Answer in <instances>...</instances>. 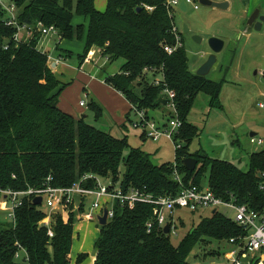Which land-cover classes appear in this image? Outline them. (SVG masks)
Listing matches in <instances>:
<instances>
[{
	"label": "trees",
	"instance_id": "16d2710c",
	"mask_svg": "<svg viewBox=\"0 0 264 264\" xmlns=\"http://www.w3.org/2000/svg\"><path fill=\"white\" fill-rule=\"evenodd\" d=\"M14 1L20 24L53 26L61 41L81 39L83 26L74 25L73 20L88 19L85 54L77 57L79 63L93 48L101 50L108 63L121 60L119 71L105 83L129 104L155 111L166 104L164 87L174 92L182 122L175 163L185 186L203 185L207 173V185L216 197L227 201L232 196L251 209L264 208V193L258 189L264 150L247 157V170L198 151L189 152L192 141L199 137L197 127L188 121L194 102L203 95L210 110L221 109L222 83L191 72L184 45L171 55L164 51L165 46L175 44L171 28L176 12L171 17L167 14L166 0H106L103 12L96 10L94 0ZM2 17L0 14V188H40L47 178L51 186L67 188L93 175L155 197L174 196L179 185L172 177L173 163L154 165L144 151L129 147L126 136L116 138L87 124L84 116L75 118L60 110L59 95L66 84L56 77L47 55L36 49L39 34L33 29L28 42L16 45L12 40L15 30L6 27ZM179 35L182 39L183 33ZM88 110L95 120L102 116L100 105L94 101ZM233 146L239 147L237 143ZM186 158L197 160L194 171L184 168ZM85 185L94 184L87 181ZM46 216L47 211L27 197L15 211L14 227L0 220V264H24L14 259L16 244L27 252L29 264L71 263L74 214L69 211L53 216L52 237L40 225ZM151 217L150 205L126 208L114 203L112 217L99 226L93 264H192L188 257L204 238L226 242L243 233L242 227L211 211L199 216L196 224L192 222L179 243L173 245L170 234L156 227L146 233L145 224ZM184 226L178 219L177 227ZM85 257L77 255L76 263Z\"/></svg>",
	"mask_w": 264,
	"mask_h": 264
},
{
	"label": "built area",
	"instance_id": "2783aa9c",
	"mask_svg": "<svg viewBox=\"0 0 264 264\" xmlns=\"http://www.w3.org/2000/svg\"><path fill=\"white\" fill-rule=\"evenodd\" d=\"M181 2L187 8L189 6L194 10L199 8L197 0H166L165 10L170 17L176 12L175 10H179ZM147 10L150 11L151 8L148 7ZM0 14L3 15L4 25L15 30L12 40L16 45L28 42L32 38L33 29H35V32L39 34L36 49L47 55L49 63L51 61L57 62L45 46V39L50 36L55 37L59 42L61 41L53 26H45L39 22L35 26L20 24L18 22L19 12L14 0H0ZM171 34L175 38V44L172 47H164V51L168 55L173 54L175 50L183 46L178 28L174 24H172ZM260 76L264 79V71L260 72ZM154 83L158 85L159 81ZM162 92L166 97L164 107L173 115L164 116L162 114L156 120L150 115L149 110L138 109L129 104V112L131 116L135 117L130 122V126L134 129H140L141 135L152 142L160 139L167 140L172 144L175 152L180 148L176 139L182 128V122L178 117L174 103V92L166 86ZM79 105L80 107L86 106L83 101ZM259 108L264 109V104H259ZM249 142L264 145V138L252 136ZM176 167V163L173 162L172 177L179 185V191L174 196L155 197L144 190L125 189L120 183L114 184L111 179H102L93 175L84 176L77 183L67 188L53 187L50 185V178H47V181L40 188H29L25 191L0 188V211H5L6 220L14 227L15 211L22 206L24 199L41 197V204L46 206L47 216L40 222V225L47 228L49 237L53 236L51 225L54 215L67 214L71 211L78 223L96 222L98 225V217L102 216L104 209L107 210L106 222L112 217L114 203L126 208H132L136 204L150 205L152 217L145 224L146 233H150L155 227L164 233V227L168 225L169 230L165 235L173 236H176L175 231L178 226V219H180L177 214L182 213V211L188 213H195L199 210L215 211L243 229L242 234L225 242L229 250L224 255V259L228 264H264V208L262 210L251 209L246 204H238L232 196L227 201L222 200L213 194L208 185L189 184L185 186ZM258 177V189L264 193V172ZM87 181L93 182V187L86 186ZM220 209L222 212H219ZM16 246L17 251L14 254V259L20 263L29 264L25 249L18 244Z\"/></svg>",
	"mask_w": 264,
	"mask_h": 264
},
{
	"label": "rangeland",
	"instance_id": "374dc122",
	"mask_svg": "<svg viewBox=\"0 0 264 264\" xmlns=\"http://www.w3.org/2000/svg\"><path fill=\"white\" fill-rule=\"evenodd\" d=\"M105 5L106 0H94L95 8L100 12L104 11ZM202 8L203 7L199 5L198 9ZM198 9L194 10L191 6H189L188 12L183 14L179 10H175L177 14L175 15L174 23L179 29V32L183 33V25H186L188 29L191 27L189 15L193 14L195 11H198ZM73 24L83 26L84 33L81 39L63 40L61 42L56 40V38L53 36H50L45 39V46L47 50L50 52L51 55L57 56L55 60H60L58 59V57L61 54V60L67 59V70L76 71L78 70L77 68L79 65L89 62L96 68L100 69L98 71L101 72L100 75H98L99 77L103 76L102 74L113 75L117 73L121 65V60L115 61L113 63H107L104 58L99 57L97 63L96 60H94V57L96 56L97 52H95V50L93 49L88 52L87 57L82 61V64L79 63L77 57L85 54L88 19L76 17L73 20ZM193 36H195V34H193V31L191 30L189 33H183L182 41L184 39L183 44L188 58L189 69L191 72L195 73L201 64V61L198 60V53L205 52L209 49L207 45L208 39L206 37L198 35L203 39V42L201 44H196L192 40ZM88 57L91 58L89 59ZM69 58L70 60H68ZM52 63H54V61H51L49 63L50 67ZM100 65L105 68L100 67ZM54 67L55 65H53L51 69L54 70ZM102 71L104 72L102 73ZM86 73L87 72L85 71L81 73L76 72V74H74L73 76V79L70 81L71 83L62 90L59 97L62 99L63 104L67 108H70L75 114L77 113L81 116L85 115L86 117L84 118V120L87 121V124L96 126L94 116L91 114V111L87 109L90 99H87L85 95L88 94L90 97L92 96V94L99 95L97 100L100 102L99 105L102 109V118L108 123L109 120H111L113 123H118L119 119H116L118 112L117 104L119 103V100H122L119 98L113 99L111 97V90L108 88V86H103V82H99L100 80L92 81L91 85V83H89L90 73ZM217 75L218 74H215L213 72L212 74L208 75L207 78H209V80H216L219 78ZM148 79L151 80L150 77H148ZM80 100H83L86 107H83V109L81 108L80 110L82 111L79 113L77 112L75 104L77 108H79L78 103ZM225 102L228 108L227 101ZM258 103L264 104V100L255 99L254 101H252L253 106L251 107L250 111L252 113L247 116L246 124L249 126L246 127V130L244 129V131L239 133L237 138H235L231 133L224 134V130L227 129V125H229L230 120H233V117L228 114V109L225 110L227 112H222L218 109L210 110L208 107L207 98L203 95H198L191 109L188 121L197 127V129L199 130V137L195 138L192 141L189 147V152L195 153L196 151H198L201 152V154L207 155L210 158H217L228 162H234V164H236L240 169L247 170L248 155L259 152L264 147V145L251 144L249 142L251 132L257 133L255 137L264 138V110L259 108ZM123 107L124 106H122V108ZM149 111L150 115L156 120H158L159 116H162V114L164 116H167L168 114L170 116L173 115L171 111L161 106L158 110ZM131 119L134 120L135 117L132 116ZM101 121L103 122L102 119ZM254 123H257L258 125H255ZM216 124H221L220 132L217 136L213 135V133L215 132L213 128L216 127ZM105 128L106 132H108V127ZM101 129L103 130V128ZM141 132L142 131L140 129H134L130 126V124H126V129H121L117 127L114 133L109 131V134L114 137L121 138L123 136H126L129 147L139 148L144 151L146 154L149 155V159L154 165L175 162V152L171 143H169L165 139H160L156 142H152L150 139L141 140ZM235 140L239 141V147L232 146V143ZM126 153L127 151L124 153V155H126ZM237 159H239L238 163L236 162ZM202 184H208L207 173L204 175V180ZM41 209L47 211L46 206L44 204H41ZM210 212V210H199L192 214L186 211H182V213L177 214V216L180 217L181 220L184 222L185 226L183 228L176 227V236L170 235V240L172 244L177 245L183 235L189 229L190 224L192 222L196 224L201 216L208 215ZM219 212H222V209H220ZM0 220L2 222H7L5 211H0ZM97 227L98 225L96 222H83L80 224L77 222V220H75L74 231L76 233V230H80L81 237L80 239H76L75 236L73 237L72 249L74 253L78 252L88 254L85 257L86 262L83 261V264H88L89 262H91V255L95 253L93 244L97 238L95 232V228ZM204 240V243L198 242L194 246L193 251L188 257V261L192 264H228V262L224 259V255L229 250L228 245L224 241L219 242L211 240L209 238H204Z\"/></svg>",
	"mask_w": 264,
	"mask_h": 264
},
{
	"label": "crops",
	"instance_id": "0c3cea01",
	"mask_svg": "<svg viewBox=\"0 0 264 264\" xmlns=\"http://www.w3.org/2000/svg\"><path fill=\"white\" fill-rule=\"evenodd\" d=\"M212 1L219 3L226 2L227 7L224 9L203 7L202 9H198V11H195L193 14H190L189 20L191 21V27L189 28V32L191 30L195 35H200L202 37L204 36L207 39L210 37H218L224 41L223 49L221 50L220 53L216 55L217 57L216 63L210 70L209 75L212 74L213 72L215 74H218L217 76L219 78L211 81L222 83V88L219 96L221 109L219 110L222 112H227L225 110L228 109V114L233 117V120H230L229 125H227V129L224 130V134L231 133L235 138H237L238 134L244 131V129L246 130V127L249 126L246 124H247V116L252 113L250 112L251 107L253 106L252 101H254L255 99L264 100V79L260 76V72L264 71V22L260 25L257 24L256 29H254L253 26L246 25L247 20L255 11H258L259 16H264V0H212ZM187 12H188V8L187 11L182 12V14ZM183 43H184V39H183ZM93 50L97 52L96 56L94 57L95 58L94 60H96V62L98 63L99 57L103 58L101 50L97 48H93ZM209 54H211L210 50L198 53L199 55L198 60L201 61V64L206 60ZM52 57L57 58V56L54 55H52ZM58 59L60 60H55L57 62L52 63L51 67L55 65L54 67L55 71L54 70L53 71L56 77H58V79L63 84H66V86H68L71 83L70 81L73 79V76L74 74H76V72L81 73L83 71L87 72L86 74L90 73L89 83H91L92 81L100 80L99 82L101 83L103 82L102 83L103 86L104 85L108 86L105 83V79L112 75L102 74L103 76L99 77L98 75H100L101 72L98 71L100 69L96 68L91 63L87 62L85 64L83 63L82 65H79L77 71L67 70V66H66L67 59L61 60L62 57L61 58L58 57ZM68 60H70V58ZM100 67L103 66L100 65ZM103 72L104 71H102V73ZM108 88L111 90V94H112L111 97L113 99L119 98L123 101L122 102L119 100V103L117 104L118 112L116 119L117 118L119 119L118 121L119 124L113 123L111 120H109L108 123L101 116L98 120H94L96 123V126L94 127L100 130H102L101 128H103V131L105 132H106L105 127H108V133L109 131L114 133L117 127L121 129H126V124H130V122L132 121L131 119L132 116L129 112L130 105L127 102V100L120 93L113 90L110 86H108ZM98 96L99 95L92 94V96L90 97L88 94H86V98L87 99L89 98L90 102L94 101L97 104L100 103L97 100ZM81 101L83 100H80L79 103ZM225 101H227L228 108L226 106ZM79 103H78L79 108H77L76 104L75 107L77 109V112L80 113L82 111L80 109L81 108L83 109V107H80ZM122 106L124 107L122 108ZM58 107L63 112L70 114L75 118H80L81 116L78 115L77 113L75 114L70 108H67L63 104L62 99L60 97L58 100ZM91 114L93 115L92 112ZM83 116L84 118L86 117L85 115ZM101 119L103 120V122L101 121ZM85 122L87 121L85 120ZM254 124L258 125L257 123ZM220 125L221 124H216V127L213 128V130L215 131L213 135L215 136L218 135V133L220 132V127H221ZM256 135L257 133H254L253 136ZM116 138H121V137H116ZM140 139H141V135H140ZM141 140H145V138ZM234 143H237V145H239L238 140L233 141L232 146ZM238 161L239 159L236 160L237 163ZM95 232H96V236H98V232H99L98 227L95 228ZM74 236L76 237V239H80L81 237L80 230H76ZM79 254H84V253H78V252L74 253L72 249V261L70 264H76V257ZM94 259H95V253L91 255V262H89L88 264H93ZM83 261L86 262V260ZM83 261L80 264H83Z\"/></svg>",
	"mask_w": 264,
	"mask_h": 264
},
{
	"label": "water",
	"instance_id": "95a60500",
	"mask_svg": "<svg viewBox=\"0 0 264 264\" xmlns=\"http://www.w3.org/2000/svg\"><path fill=\"white\" fill-rule=\"evenodd\" d=\"M198 4L202 7H211V8H216V9H224L227 7V3L226 2H214L212 0H197ZM137 11L140 10V8L136 9ZM179 10L182 12H186L187 11V7L186 5L181 2L179 5ZM264 22V16H259L258 11H255L247 20L246 25L247 26H253L254 29H256L257 24H262ZM182 31L183 33H188L189 29L186 27V25H183L182 27ZM192 40L196 43V44H201L202 39L200 36L195 35L192 37ZM207 45L208 48L211 52V54H209L206 58V60L198 67V69L196 70L195 74L199 77H207L209 75L210 70L212 69V67L215 65L217 57L216 55L218 53L221 52V50L223 49L224 46V41L218 37H210L207 40ZM254 133H250V136H253ZM184 168L189 171L192 172L195 170L196 165H197V160L194 158H186L182 161ZM33 202L35 205H41L42 202V198L41 197H36L33 199ZM215 211H213L214 213ZM107 219V210L104 209L102 216L98 217V225L100 226H104L107 224L106 222ZM169 230L168 225L164 227V234H167Z\"/></svg>",
	"mask_w": 264,
	"mask_h": 264
}]
</instances>
